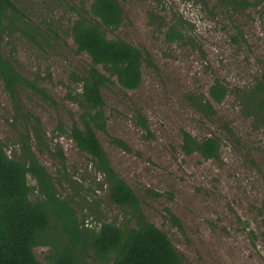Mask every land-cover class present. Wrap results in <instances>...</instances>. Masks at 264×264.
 Here are the masks:
<instances>
[{"label":"rangeland","instance_id":"rangeland-1","mask_svg":"<svg viewBox=\"0 0 264 264\" xmlns=\"http://www.w3.org/2000/svg\"><path fill=\"white\" fill-rule=\"evenodd\" d=\"M91 1L85 0L88 5ZM15 2L21 16L14 20L15 27L8 23L4 54L56 101L19 86L25 110L42 123L41 142L32 136V150L53 176L60 197L76 210L81 230L98 231L101 221L125 225L126 213L112 203L104 179L70 135L75 122L81 126L76 98L82 86L77 77L90 64L70 35L81 0ZM119 2L124 22L107 37L147 51L154 68L142 66L135 90L118 84L103 88L107 132L98 131V137L112 167L135 191L146 218L185 256L184 264H264V120L242 94L264 75V0L238 5L231 0ZM24 22L35 32L31 38ZM174 26L185 38L170 43ZM216 81L228 87V95L214 104L216 115L206 118L191 98L207 95ZM0 95V138L11 158L22 161V125L1 77ZM138 113L146 118L151 135L138 125ZM185 131L199 140L217 138L220 159L187 155L182 148ZM110 137L127 142L132 153L116 147ZM58 150L66 156V170ZM28 184L31 199H42L31 175ZM48 235L59 236L54 228ZM51 249L39 246L34 252L47 263ZM85 264L103 263L87 257Z\"/></svg>","mask_w":264,"mask_h":264},{"label":"trees","instance_id":"trees-1","mask_svg":"<svg viewBox=\"0 0 264 264\" xmlns=\"http://www.w3.org/2000/svg\"><path fill=\"white\" fill-rule=\"evenodd\" d=\"M154 1L161 4L169 0ZM241 1L231 0L230 3L238 5ZM75 9L77 19L70 27V35L78 52L90 58V64L86 73L77 77L82 86L76 98L81 109V126L75 122L70 135L78 149L90 157L94 171L102 176L108 187L110 200L124 210L127 221L122 226L101 221L98 231L81 230L82 220L76 210L66 198L60 197L53 176L32 150V136L41 142L42 123L25 110L19 86L25 85L51 103L56 101L37 80L24 77L4 54L10 29L8 23L15 27L14 20H18L21 14L15 0H0V77L13 101L17 121L22 125L19 132L23 149V160L17 161L7 153L5 143L0 138V264H85L87 257L103 264H184L185 256L169 235L146 218L137 194L112 167L98 137V131L107 132V105L103 88L118 84L125 90L137 89L142 79V66L154 68L151 56L121 39L107 37V33L117 32L124 22L119 0H92L90 5L81 0ZM23 25L31 38L35 32L28 23L24 22ZM184 38L177 26L168 35L170 43ZM32 40L35 41V38ZM228 91L224 83L216 81L207 95L192 96L191 99L203 116L212 118L216 115L214 104H221L227 98ZM242 94L246 105L264 120V75ZM137 122L147 135H151L146 118L139 113ZM58 128L63 134L66 132L62 125ZM227 130L232 133L229 127ZM110 140L116 147L132 153V148L124 140L115 137H110ZM182 148L187 155L199 153L207 160L220 159L217 138L199 140L185 131ZM57 154L62 168L66 170L65 154L61 150ZM29 175L37 182L42 196L40 200L31 199ZM154 197L160 195L154 194ZM170 214L182 228L181 220L171 211ZM51 228L59 236L50 237L48 232ZM48 245L52 247V252L48 262L43 263L37 259L34 249ZM90 251L94 254L91 255Z\"/></svg>","mask_w":264,"mask_h":264}]
</instances>
